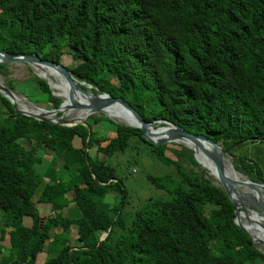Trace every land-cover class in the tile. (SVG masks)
Wrapping results in <instances>:
<instances>
[{
  "label": "trees",
  "instance_id": "trees-1",
  "mask_svg": "<svg viewBox=\"0 0 264 264\" xmlns=\"http://www.w3.org/2000/svg\"><path fill=\"white\" fill-rule=\"evenodd\" d=\"M0 51L55 62L68 51L78 83L122 97L145 121L168 120L223 147L243 141L230 150L233 165L263 183L257 163L235 153L264 142V0H0ZM16 83L6 80L10 89ZM42 94L51 108L60 105L49 90ZM104 127L123 136L122 124L94 114L71 126L37 120L0 94V264H35L51 229L73 224L75 242L59 244L43 264H229L230 251L241 264H264L191 149L150 142L140 128L123 145L103 142ZM125 153L127 166L150 165L147 181L166 193L132 213L124 211L119 163L111 162ZM67 192L77 216L59 211ZM36 194L53 214L40 216Z\"/></svg>",
  "mask_w": 264,
  "mask_h": 264
},
{
  "label": "rangeland",
  "instance_id": "rangeland-1",
  "mask_svg": "<svg viewBox=\"0 0 264 264\" xmlns=\"http://www.w3.org/2000/svg\"><path fill=\"white\" fill-rule=\"evenodd\" d=\"M60 62L64 66L70 67L74 63V60L72 58L71 53H69L68 51H65V53L61 55V61ZM5 72H6L5 75H2L0 73V81L5 86H6V80H8V79L16 81L17 83L15 86V89H12V91L15 94H17L19 97L22 96L21 99H22L23 104H25V105L32 104L34 106H37L40 108L42 107V108H45L47 110H54L55 108H51V105H50L51 99L48 100V102L43 99L42 93H43V91H46V90H49L51 96L59 98L61 100V103H63V98L57 94V90L52 89V87L49 83V80L44 78V77H41L44 74L42 72V68H40L39 66H36V65L32 66L31 64L26 63V62H8V63H5ZM45 75H48L51 77L52 80L57 81V79H55L53 77L54 75L52 72H47ZM85 89L88 92H91L90 88L85 87ZM80 93L83 94L82 92H80ZM29 96L33 97L35 101H38V103H35L33 101V98H31ZM69 104H68L69 105L68 107H66L62 104L64 106V108L62 110L60 109V110L56 111V118L55 119H60L62 121H66L67 123H72L73 121H75V120H72L73 119V113L72 112L74 110H79L80 108H75L72 101ZM119 105L122 108V109H120L119 114L126 113V114L130 115L131 112L128 109H126L121 104H119ZM127 110L130 113H128ZM94 115L106 117V118L110 119L111 121H113L114 123L122 124L124 126V133H123V136L121 138L115 136V132L111 129V127H108V128L104 127L103 131L100 134V138H99L103 142L110 141V142L118 144V145H123L125 143V140L130 135L135 133L137 131V129H139L138 127H135V126L126 125L125 123L120 122L118 120L116 121V119L108 117L107 115H105L103 113H101V114L95 113ZM164 125H165L164 123L158 122V121H154L152 123V127H159V126H164ZM74 143L78 147L81 146V141L78 137L74 138ZM167 144L172 148H179V146H186L184 144L176 143V142H167ZM194 154H195V157H197V156L199 157L200 162H198L194 157V159L199 164V168L201 170H203L206 173L207 177L210 179V181L214 185H216L214 182L215 175L213 176V174H210L211 171H207V169H205L203 167V161H204L205 157H200L199 155L196 154V152L193 151V156H194ZM167 155L169 157H173L171 151H168ZM179 155H180V158L183 159V162L185 164H189V157L186 154L179 152ZM235 155L236 156H246L247 158L256 162L257 165L259 166L261 172H262V179H263V183H264V142H258L257 141V142L245 144V145L241 146L240 148H238ZM225 156H227V158H229L228 155H225ZM44 159L47 161L49 159V155H46V156L44 155ZM100 159H101V162H100V164H101V163H103L102 159H105V157L101 156ZM129 159H130L129 154L125 153L124 155H121V154L116 155L111 162L113 164L119 163L116 165L117 174L123 180L124 186L128 192V196H129L128 200H127V204L124 208V211L132 213L142 206V204L144 203L143 201L147 197L151 196V197L155 198V197H160V196H166V193L164 194L162 191L154 188L147 181L145 174L148 170H150V165H147L146 162H143L140 159V160H136L135 163H132L131 165L127 166V162ZM231 160H232V158H231ZM232 163H233V160H232ZM44 164H45V162H44ZM44 164H43V167L45 166ZM240 174L244 177L246 176L242 173H240ZM218 187H221V185ZM114 196H115V192H110L109 194L106 195L105 200L108 202H112L114 199ZM254 203H258L257 200L254 201ZM74 207H76V206H74ZM78 214H79V212H78ZM30 221H31L30 218H28V217L25 218V224L29 225ZM72 227H73L72 228L73 230L64 232L62 234L63 236H66V235L68 236V239L70 240L69 241L70 244L74 243L76 240L75 236H76L77 226H72ZM52 231H53V236H54V233L56 231H57V233H59L60 230H59V228H57V230L53 229ZM57 233H56V236L61 235V233H59V235H57ZM55 239H53V241ZM254 239H255V242H254L255 247L259 251L264 253V238L263 237H255ZM47 245L48 244H46L43 252L40 253L35 264H43L45 262ZM209 247L212 251H214V252L217 251L215 241H210ZM243 260H244L243 257H236L234 255L233 251H230V253L228 254L229 264H241L243 262Z\"/></svg>",
  "mask_w": 264,
  "mask_h": 264
},
{
  "label": "bare ground",
  "instance_id": "bare-ground-1",
  "mask_svg": "<svg viewBox=\"0 0 264 264\" xmlns=\"http://www.w3.org/2000/svg\"><path fill=\"white\" fill-rule=\"evenodd\" d=\"M31 65H36L42 68V72L44 75H42L41 77L48 79L52 89L57 90V94L63 98L64 106L68 107L70 105L69 103L71 102V100H75L79 103L84 104L88 103V100L84 98L83 94H81L80 91H78L77 89L71 90L70 85L66 82L64 77L58 71V69L43 63H32ZM47 72H52L54 75L53 77L57 79V81H54L51 79L50 76L45 75ZM0 84L3 85L1 81ZM21 97H19L13 92L11 100L16 103V105L22 110L26 111L27 113L36 114L40 117H45L49 119L56 118V111H50L45 108L34 106L32 104H29L30 106L25 105L23 104ZM119 104L120 103L115 102L104 107L102 113L107 115L108 117L116 119V121L118 120L120 122H123L126 125L139 127L140 123L128 110L127 111L128 113H130L131 116L126 113L119 114L120 109H122ZM64 106L61 105L60 109L62 110ZM88 111V108L74 110L72 112V120H77L86 117ZM152 131L158 132L159 129H152ZM178 142L192 149L200 157H205L203 161V167L207 169V171H211L210 174H213V176L215 175L214 182L217 186L221 185L222 176H225L230 180L231 195L237 200L242 201V203H240L241 207L238 209L236 220L246 228V230L251 234L253 239L255 237L264 238V212H260L256 208H249L246 204V202L250 203L256 200L258 203H264V188L261 186L250 185L249 179L246 176L244 177L240 174V172L234 167L230 157L227 158V156L223 155L220 159L219 167L217 168L209 155V153L215 152V148L208 142H200V144H197L193 140L188 138H180ZM196 159L198 162H200L198 156L196 157Z\"/></svg>",
  "mask_w": 264,
  "mask_h": 264
},
{
  "label": "water",
  "instance_id": "water-1",
  "mask_svg": "<svg viewBox=\"0 0 264 264\" xmlns=\"http://www.w3.org/2000/svg\"><path fill=\"white\" fill-rule=\"evenodd\" d=\"M8 62H26L29 64L43 63V64H47V65H50V66L58 69V71L64 77L66 82L70 85L71 90L77 89L78 91L82 92L84 98H86L88 100L87 104L79 103L75 100H71L74 107H77L80 109H82V108H88L89 109L86 117L88 115L95 114V113L101 114L104 107H106L112 103L117 102V103H120L122 106H124L126 109H128L132 113V115L138 120V122L140 123L138 128L143 130V133H142L143 137L150 142H153L155 144H162V143H167V142L179 143L178 141L180 138L191 139L197 144H200V142H208L209 144H211L215 148V152L209 153V155L212 158V161L214 162V164L216 165L217 168L219 167L221 157L223 155H228L230 158H232V156L230 155V150L235 148V147H238L243 142V141H241V142H239L233 146H230V147H223V146L217 144L212 139L207 138L206 136H204L202 134L191 133V132L184 130L181 127L173 124L172 122H170L168 120H155L158 122H162L165 125L159 126V127H152V123L154 121H152V122L145 121L142 118V116L122 97H113L107 93H95L94 91H96L97 88H93L92 85L86 84L85 82H79L78 83V81L73 77V75L69 71V69L66 66H64L61 62H55V61H50L48 59H43L34 53L13 54V53L0 51V63H8ZM82 85H84L87 88H90L91 92H88L85 88L82 87ZM0 94H2L4 97H6L11 102V104L13 105V107L17 113H21L23 115L33 117L37 120H45V121H50L53 123H58V124L67 125V126H71V125H74L77 123L86 124V117L81 118V119H77V120L73 121L72 123H67L66 121H62L60 119H49V118H45V117H40L36 114L27 113L26 111L19 108L16 105V103H14L11 100V97L13 96L12 89H10L7 86L2 85V84H0ZM61 105H62V103H60V105L57 108H55L54 110H50V111L59 110ZM152 129L153 130L159 129V131L158 132L152 131ZM86 152H87V145L85 147V153ZM249 184L252 186H261L264 188L263 183L254 182L250 179H249ZM230 187H231L230 180L228 178H226L225 176H222L221 177V188L226 193V195L228 196V198L230 199V201L233 203V205L235 207V223L248 233L252 242L254 243L255 239H253V237L246 230V228L240 222H238L236 220L238 209L241 207L240 203H242V201L237 200L236 198H234L231 195ZM246 204L249 208H252V209L256 208L260 212H264V203L263 202H259V203H254V202L247 203L246 202ZM106 234L107 233H104L100 236V241L104 239Z\"/></svg>",
  "mask_w": 264,
  "mask_h": 264
},
{
  "label": "crops",
  "instance_id": "crops-1",
  "mask_svg": "<svg viewBox=\"0 0 264 264\" xmlns=\"http://www.w3.org/2000/svg\"><path fill=\"white\" fill-rule=\"evenodd\" d=\"M73 145L75 147H78V146L75 145L74 139H73ZM44 155L46 156V155H49V154H44ZM49 158H50V155H49ZM44 181H48L47 178H45ZM38 196H39V194H36L34 196L33 202H34V205H35L37 211L39 212L40 216L42 218H46V217L50 216L51 214H53L52 204L51 203H48V202H41V201H39L38 200ZM66 197L68 198V202H67V204L63 208H61L59 210L60 213L63 214V215H66V216H68L70 214H73V215L77 216V209H76V207H74L75 205H74L73 201L71 200V193L70 192H67L66 193ZM25 218H27V217H24V224H25ZM28 218H30V217H28ZM31 223H32V219H31L29 225H27V224H25V225L30 226ZM72 226H76V225H74V224L71 225L67 230H64L63 228H60V227H54V228L51 229L50 239L47 242L48 245H47V252H46V258L45 259H47L51 254H53L56 251V249H57V247H58L59 244H62V243H64V244H70V242H69L70 240L68 239V236L67 235L66 236H63L62 234L64 232L73 230L72 229L73 228ZM57 228H59V230H60L59 233H61V235H59V233H57V231H56L54 233V236H53V231L52 230L53 229H56L57 230ZM56 233L59 236H56ZM77 236H78V229L76 230V236L75 237L77 238ZM53 239H55V240L53 241ZM43 250L41 252H43ZM40 253L37 255L36 261H37L39 255H40Z\"/></svg>",
  "mask_w": 264,
  "mask_h": 264
}]
</instances>
